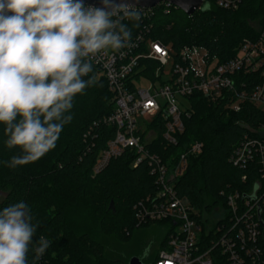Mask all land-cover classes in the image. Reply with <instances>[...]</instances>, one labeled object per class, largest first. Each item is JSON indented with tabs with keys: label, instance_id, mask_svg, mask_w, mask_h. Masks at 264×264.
I'll list each match as a JSON object with an SVG mask.
<instances>
[{
	"label": "trees",
	"instance_id": "trees-1",
	"mask_svg": "<svg viewBox=\"0 0 264 264\" xmlns=\"http://www.w3.org/2000/svg\"><path fill=\"white\" fill-rule=\"evenodd\" d=\"M149 23L150 36L174 50L197 45L226 62L236 56L245 39H256L264 30V0H242L236 11L220 9L213 0H205L192 16L161 4ZM93 75L97 83L74 98L73 120L64 126L56 147L40 160L9 167L8 161L22 153L18 147L5 146L4 126L0 124V193L4 195L0 211L22 200L29 206L32 223L39 225L33 250L28 253L29 264L40 236L50 240L51 246L36 264H129L130 257L124 261L119 246L109 250L101 239L111 237L126 245L135 230L154 225L138 226L134 209L155 192L154 177L145 164L133 168L132 154L126 152L94 174L99 155L114 138L115 130L104 124L114 111L113 96L106 80L94 69ZM191 102L193 115L184 120L178 146L164 153L162 130L154 144L162 155L183 152L196 142L203 144L200 155L190 156L187 172L176 189L200 216L207 213L214 218L218 209L226 208L225 195L249 189L256 178L254 167L238 169L229 159L245 135L264 141L260 128L264 113L250 104L238 113L231 112L200 94ZM245 175L248 180L243 182ZM157 224L169 229L159 245L161 250L174 223ZM109 251L111 257L107 256ZM156 256L147 264H153Z\"/></svg>",
	"mask_w": 264,
	"mask_h": 264
},
{
	"label": "built area",
	"instance_id": "built-area-1",
	"mask_svg": "<svg viewBox=\"0 0 264 264\" xmlns=\"http://www.w3.org/2000/svg\"><path fill=\"white\" fill-rule=\"evenodd\" d=\"M213 2L236 11L242 0ZM155 8L137 7L142 16L139 27L125 21L132 28L129 46L92 59L93 69L113 96L114 111L104 124L115 130L94 174L126 152L132 154L133 168L148 167L155 192L135 205L137 224L174 223L153 264H264V141L245 135L233 150L229 162L238 169L254 167L256 178L249 189L225 195L226 208L217 210L212 226L176 189L190 156L200 155L203 144L196 142L169 155L160 154L154 144L162 130V151L178 146L184 120L193 115L191 98L196 94L231 112L250 104L264 113V30L256 39H245L236 56L220 62L205 47L186 45L176 51L153 39L149 21ZM260 128L264 130V121Z\"/></svg>",
	"mask_w": 264,
	"mask_h": 264
},
{
	"label": "clouds",
	"instance_id": "clouds-1",
	"mask_svg": "<svg viewBox=\"0 0 264 264\" xmlns=\"http://www.w3.org/2000/svg\"><path fill=\"white\" fill-rule=\"evenodd\" d=\"M0 0V124L5 146L20 148L8 166L40 160L56 147L73 120L77 94L97 81L92 59L131 44L141 12L127 0ZM88 77V79H85ZM29 206L19 201L0 211V264H29L33 236ZM40 236L32 264L50 248Z\"/></svg>",
	"mask_w": 264,
	"mask_h": 264
},
{
	"label": "rangeland",
	"instance_id": "rangeland-1",
	"mask_svg": "<svg viewBox=\"0 0 264 264\" xmlns=\"http://www.w3.org/2000/svg\"><path fill=\"white\" fill-rule=\"evenodd\" d=\"M172 64H169L166 68L167 72H170ZM150 120V118H147ZM4 197L3 194L0 193V200ZM82 211V210H81ZM83 212V211H82ZM218 213V212H217ZM214 215H210L207 213L203 214L204 219H208V223L210 226L214 225L216 219L213 218ZM81 218V217H80ZM169 229L165 226L160 225H152L149 227H145L142 229H137L134 231L130 241L126 245H119L113 238L107 237L102 238L105 246L109 250H113L118 248V246L123 250V260L125 261L130 257L131 258H139L140 260H144L147 263L152 262L156 253L159 250V245L162 241L167 237ZM121 253V254H122ZM107 256L111 257V252H107Z\"/></svg>",
	"mask_w": 264,
	"mask_h": 264
},
{
	"label": "water",
	"instance_id": "water-1",
	"mask_svg": "<svg viewBox=\"0 0 264 264\" xmlns=\"http://www.w3.org/2000/svg\"><path fill=\"white\" fill-rule=\"evenodd\" d=\"M120 2V0H117ZM139 8H155L161 3H169L176 9L181 10L187 16H192L197 11H200L204 5L205 0H127ZM85 5L101 7V0H84ZM129 264H143L139 258H131Z\"/></svg>",
	"mask_w": 264,
	"mask_h": 264
}]
</instances>
